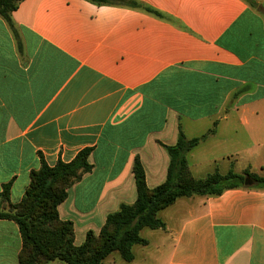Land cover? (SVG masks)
Listing matches in <instances>:
<instances>
[{
	"label": "crops",
	"instance_id": "crops-1",
	"mask_svg": "<svg viewBox=\"0 0 264 264\" xmlns=\"http://www.w3.org/2000/svg\"><path fill=\"white\" fill-rule=\"evenodd\" d=\"M124 1L21 0L11 26L0 16V191L10 182L16 203L39 154L54 165L91 147V170L57 207L75 244L135 200V157L148 188L164 181V145L180 131L213 129L186 154L193 176L264 175L249 124L264 110V0ZM236 119L249 139L219 133ZM198 148L206 157L191 162ZM158 216L164 229L151 241L143 228L133 260L114 251L103 264H264V188L181 197ZM21 246L18 225L0 219V264H19Z\"/></svg>",
	"mask_w": 264,
	"mask_h": 264
},
{
	"label": "trees",
	"instance_id": "trees-1",
	"mask_svg": "<svg viewBox=\"0 0 264 264\" xmlns=\"http://www.w3.org/2000/svg\"><path fill=\"white\" fill-rule=\"evenodd\" d=\"M20 1L0 0V16L9 26L12 25L11 13ZM88 1L97 5L125 3L124 0ZM129 4L139 5L135 1ZM212 131L193 138H186L180 131L174 144L164 145L169 159L166 177L152 188L147 187L144 168L135 157L132 165L135 200L130 204L121 203L117 210L107 214L99 231H87L80 244L74 243L72 221L61 219L57 207L66 198L68 188L91 170L88 160L91 147L79 150L70 161L58 159L54 165H48L39 154L40 165L30 171L29 184L18 202L10 201V182L0 191V219L13 220L21 234L19 264H49L55 260L58 264H103L114 251L124 261H131L133 246L148 243L140 231L143 228L164 229L165 223L158 212L178 198L214 196L238 187L264 188V175L248 170L241 174L229 170L223 174L214 169L202 178L192 175L186 154ZM245 178L251 181L250 185L244 184Z\"/></svg>",
	"mask_w": 264,
	"mask_h": 264
},
{
	"label": "rangeland",
	"instance_id": "rangeland-1",
	"mask_svg": "<svg viewBox=\"0 0 264 264\" xmlns=\"http://www.w3.org/2000/svg\"><path fill=\"white\" fill-rule=\"evenodd\" d=\"M260 119L257 120L256 117H253L250 119V126L252 128V132L256 135V139H264V110L262 109L260 113ZM236 122V123H235ZM237 119L232 124L229 125V123L226 124L225 128H220L219 133H222L221 135H224L228 139H249L248 133L237 123ZM226 123V122H225ZM233 125V127H232ZM234 128L236 129V132H234ZM194 134V133H193ZM251 139H255L254 137H251ZM190 155L191 162L194 161H201V159L205 158L206 155L202 152L201 148L194 149ZM154 230L145 228L142 230L141 234L146 237L152 239V234ZM113 255H117L114 253Z\"/></svg>",
	"mask_w": 264,
	"mask_h": 264
},
{
	"label": "water",
	"instance_id": "water-1",
	"mask_svg": "<svg viewBox=\"0 0 264 264\" xmlns=\"http://www.w3.org/2000/svg\"><path fill=\"white\" fill-rule=\"evenodd\" d=\"M244 184L245 185H250L251 184V181L247 178L244 179Z\"/></svg>",
	"mask_w": 264,
	"mask_h": 264
}]
</instances>
